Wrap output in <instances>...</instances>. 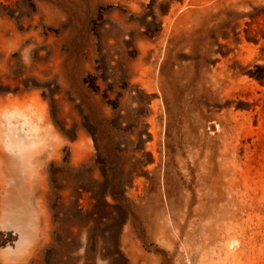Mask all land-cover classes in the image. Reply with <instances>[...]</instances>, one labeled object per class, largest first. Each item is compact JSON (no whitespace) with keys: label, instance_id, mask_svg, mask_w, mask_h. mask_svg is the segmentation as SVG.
I'll return each instance as SVG.
<instances>
[{"label":"rangeland","instance_id":"374dc122","mask_svg":"<svg viewBox=\"0 0 264 264\" xmlns=\"http://www.w3.org/2000/svg\"><path fill=\"white\" fill-rule=\"evenodd\" d=\"M264 0H0V264H264Z\"/></svg>","mask_w":264,"mask_h":264},{"label":"trees","instance_id":"16d2710c","mask_svg":"<svg viewBox=\"0 0 264 264\" xmlns=\"http://www.w3.org/2000/svg\"><path fill=\"white\" fill-rule=\"evenodd\" d=\"M264 76V75H263Z\"/></svg>","mask_w":264,"mask_h":264}]
</instances>
